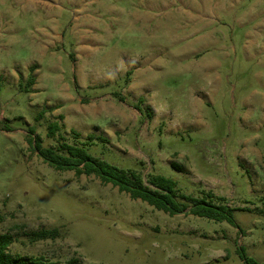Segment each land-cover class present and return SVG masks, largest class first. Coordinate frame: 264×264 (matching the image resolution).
<instances>
[{
	"label": "rangeland",
	"instance_id": "rangeland-1",
	"mask_svg": "<svg viewBox=\"0 0 264 264\" xmlns=\"http://www.w3.org/2000/svg\"><path fill=\"white\" fill-rule=\"evenodd\" d=\"M30 128L106 138L93 157L223 197L240 228L56 171ZM0 233L57 264H264V0H0Z\"/></svg>",
	"mask_w": 264,
	"mask_h": 264
},
{
	"label": "trees",
	"instance_id": "trees-1",
	"mask_svg": "<svg viewBox=\"0 0 264 264\" xmlns=\"http://www.w3.org/2000/svg\"><path fill=\"white\" fill-rule=\"evenodd\" d=\"M36 66L30 68L31 75L27 85L32 87L36 83L33 75ZM139 111L141 108H137ZM44 116L40 112L37 121ZM57 122L48 125L47 137L53 139L59 132ZM35 130H28L27 140L34 144L35 150L43 161L56 171H74L76 176H96L104 185L112 184L121 193L128 194L131 199L141 200L159 211H164L171 216L184 213L190 208L192 215L206 218L215 222H227L233 227L240 228L235 220V209L225 203V198L217 197L212 192H207L202 198L187 195H179L177 182L172 178L162 175H152L148 178V185L143 176L135 170L121 169L102 159L93 157L88 148L95 144L96 139L107 143V139L90 134L82 144H69L60 142L57 147H44L39 136H35ZM63 140V139H62ZM31 243L46 240H56L61 236L58 228L41 229L27 234ZM14 237L10 233H0V264H57L47 258L12 255L9 252L14 243ZM239 258L244 264H263L249 257L245 250L239 249ZM67 264H79V260L71 259Z\"/></svg>",
	"mask_w": 264,
	"mask_h": 264
},
{
	"label": "crops",
	"instance_id": "crops-1",
	"mask_svg": "<svg viewBox=\"0 0 264 264\" xmlns=\"http://www.w3.org/2000/svg\"><path fill=\"white\" fill-rule=\"evenodd\" d=\"M35 84H36V83H35ZM35 84H34V85H35Z\"/></svg>",
	"mask_w": 264,
	"mask_h": 264
}]
</instances>
